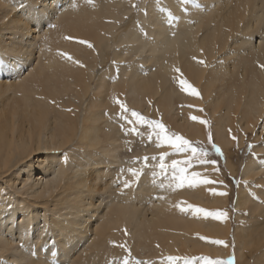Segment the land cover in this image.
Returning <instances> with one entry per match:
<instances>
[{"label":"bare ground","instance_id":"obj_1","mask_svg":"<svg viewBox=\"0 0 264 264\" xmlns=\"http://www.w3.org/2000/svg\"><path fill=\"white\" fill-rule=\"evenodd\" d=\"M86 1L0 0V79L15 75L14 82L7 83L17 85L22 95L26 85L39 83V88H25L24 111L0 119V264H89V259L90 264L116 259L115 264H122L118 259L127 252L115 245L118 233L100 226L104 221L114 230L125 224L135 243L133 250L150 264H170L169 256L195 250L228 259V248L219 250L192 236L205 232L224 239L228 222L221 224L178 209L184 200L189 204L195 200L203 207L224 206L226 195L208 198L201 190L193 193L169 187L148 191L145 173L132 182V189L126 191L129 196L113 191L108 208L103 206L102 189L94 188L101 173L118 168L121 156L127 157L121 145L133 139L130 131L125 134L130 125L115 112L119 104L105 115L102 91L112 90L116 95L121 88L119 100L130 110L144 117L159 111L169 127L202 142L206 127L191 117L202 119L192 106L204 105L214 142L222 150L233 147L229 130L235 134L236 128L250 134V142L256 143L253 152L263 156L264 69L260 65H264V45L259 36L264 33V0H142V11L133 18L134 0H92L91 5ZM41 39L56 46L49 51L50 43L45 45ZM108 60L120 69L99 73L92 87L97 66ZM134 63L139 70L132 69ZM180 79L187 80L200 96L182 91ZM0 101L1 107L4 102ZM83 106L85 113L80 118L77 107ZM102 114L108 121L104 122ZM236 135L240 146L242 133ZM152 144L153 152L168 149ZM72 145L74 155H68L64 163L61 154ZM107 160L109 167L104 163ZM261 177L264 166L250 158L241 170V181L250 187V182ZM168 180L156 181L169 184L170 175ZM248 194L241 185L234 204L236 264H264V227L255 226L260 219L256 221L250 210L243 216L246 225L239 224L240 211L251 201ZM110 207L116 208L114 213ZM158 258L163 261L157 263Z\"/></svg>","mask_w":264,"mask_h":264},{"label":"rangeland","instance_id":"obj_2","mask_svg":"<svg viewBox=\"0 0 264 264\" xmlns=\"http://www.w3.org/2000/svg\"><path fill=\"white\" fill-rule=\"evenodd\" d=\"M141 2H142V0H134L133 9H132V13H131L132 18L134 16H136L137 13H139V12L142 11L141 8H140ZM86 3L88 5H91V3H89L88 1H86ZM142 14L144 16H147L146 13H145V11H143ZM128 19H129V17H126L125 18L126 21H128ZM135 21L136 20H134V22ZM137 27H138V29H140V27L138 25H137ZM141 33H142V37L143 38H146L147 37V32L145 31V29L141 30ZM42 40L43 39H41V41ZM44 40L47 41L46 38H44ZM43 41H42V43L45 44V45L50 43V46L51 47H49L48 45H47L48 47L46 46V49L48 50V48H49V51H51V49H53L56 46V43H54L52 41L51 42L48 41L49 43L48 42L46 43V42H43ZM38 42H39V40H38ZM42 43L40 42V44H42ZM37 52H38L37 50L34 51V53H35L34 54V57L35 58L38 57V55H37L38 53ZM123 62L126 65H128L130 63L129 61H123ZM132 64L133 63H131L129 65H132ZM137 64L138 65H141V62L138 61ZM134 65L135 66H132V69L134 71L140 69L139 66H137L135 63H134ZM119 69H120L119 66H117L113 61H109V60H108V63L106 65H104V66L98 65L97 66V70L94 73L95 74L94 80H92V82H91L92 87L96 85V80H97L96 78H97V75L99 73L103 72L104 70L107 71V72L116 73ZM23 73L26 74L27 72L24 71ZM14 77H15V75H12L11 74V77H9V78L3 77V78L0 79V95H1L0 100H2V102H4L1 105V107H0L1 108L0 109V119L1 120L3 118L2 115L5 117V115L6 116H9V114L11 115V113L12 114L14 113V115H15V113L20 114L21 111H24V110H22V108H24L23 105L25 103L23 99H24L25 96L28 95L27 94L28 91H26L25 88H32V89H34L36 87L39 88V83H36L37 84L36 86L34 85L35 83L31 84V86H30V84H28V85H26L25 88H23V92L24 93L22 95V91H21V89L17 85H10V86H12V87H10L9 84L7 83V82H14V80L12 79ZM107 79H109V75L107 76ZM4 82H6V83H4ZM3 84H7V85H3ZM218 86H219V84H216L215 85V87H218ZM118 92L121 93V88H118L117 89V91H116L117 94L116 95H115V92L112 91V90L111 91H102L103 97L106 98V100L104 101V105H105V108H106L105 109V112H104L105 115H109L113 110L117 109L118 106H117L116 101L119 100V93ZM92 95H93L92 93L89 94V95H87V97H86V102L87 103H90V99H91ZM13 102H14V104H13ZM192 107L194 109L197 108L196 110H198V111H199V109L202 108L203 109V112L200 111V114L203 115V116H201L202 119H207V120L210 121V127L209 128H206V130L203 132V135H204V141L203 142L202 141H199V140H193L190 137L186 136L181 131H179V130L177 131V130L172 129V127H169L167 124H165L161 120V114H159V111L156 113V116H150V117H145V118L146 119H159L161 122H163L166 125L167 129L170 130L171 132L177 133L180 136H182L183 138L188 139L190 142H193L194 145L208 147L209 148V159H215V160H217V164L215 166H213L211 164H209V165H199V164L193 165L189 169V172H191V171H198V172L201 173L202 177L206 175L211 180H214V181H222L223 183H214V184H211V185H203V184H200L199 185L200 187H198L197 185L194 186V187H189V186L186 185L183 188H175V191L176 190L182 191L184 189H187V190H189L191 192L194 191L193 193H198L201 190V193L206 192V194L205 193L204 194L207 195L208 198H217L218 196H219L218 198H224L223 196L220 197V195H214L213 194L214 191L215 192H225V191L227 192V195L225 196V198H226V204L224 206H222V205L221 206H214V208H213V206H211V207H203L202 205H200L198 203H195L196 202L195 200H191L190 204L192 206H194V207H200V208H204L206 210L208 209V211H216V208L218 210L226 211L228 213V219L226 221L219 222V221H217V220H215V219H213L211 217H209V219L214 220V221H217V222H219L221 224H224L225 222H228V224H229V233H228V235L224 239H220V238L214 237L212 235L210 237V235L206 234L205 232L196 233L195 235L193 233L192 236H196L195 238H197V239L199 238L198 240L200 242L202 241L203 244L208 245V246H211L213 248H216V249H219V250H226L228 248L229 250L228 249L226 250L229 253L228 259L231 257L233 259V261H234V264H236L237 263V258H236V254H235V244H234L233 235H232L233 233L232 232H233L234 226L236 225V220H235L236 211L234 210V204H235V201H236V198H237L238 190L241 187V185H242V188H245L246 191L249 192L248 195H250L251 201L249 202V205H247L248 207L246 206L247 209H245L246 208L245 207L244 209H242L243 211L242 210L240 211V214L242 215V218H243L242 219L243 223L241 221V222H239V224L240 225H244L246 223V221H245V218L243 216L246 217L248 215L247 213L252 212V215L254 213L256 215V217H255V215H253V218H255L256 221L260 219L259 220L260 222H257L255 224V226L256 227L258 226L259 227V230H263V227H264L263 225L261 226V224L264 223V207L262 205L261 206L262 208L261 207L258 208L260 206V204H263L264 203V200L262 198V196L264 197V194L263 195L262 194L261 195L258 194L259 191H264L263 190L264 189V182H263L264 181V177H261V178H263L262 180L260 178L258 181H253L252 183L250 182L249 183L250 184V187H248V184L247 183H245V185H244V182L241 181L240 173H241V170H242L244 164L250 158H256V159L260 160L261 164L264 166V163H262V162H264V155L263 156H257L253 152V148L256 145V143L255 142H250V140H249L250 134L249 133L243 132V131H240L239 132V130L235 128L234 130L237 131V132L234 134L233 131H232L231 132V137H232V135H235L237 137V135H236L237 133H242L241 145L240 146L238 145L239 144L238 143V139L237 140H233V147L230 148V150L228 152H225L224 149L223 150L221 149V151L223 152V155L217 157L216 154H215V152H214V150H211L210 149V146L208 145V131L209 130L211 131V120H210V118L208 116V112L205 111L204 105H194ZM77 108L80 111L79 112L80 118H83L84 117V113H85L84 106L82 108L81 107H77ZM18 109H20V110H18ZM115 112L117 114H119V116H120L121 109L118 110V111H115ZM138 113H140V112H138ZM140 114H142V113H140ZM102 117L104 119V122H105V120L108 121V119H109V117H105L103 114H102ZM130 128H131V125H130ZM150 135H151V130L147 126H139L137 132L131 134V138L133 139L132 141L129 140L131 144H129V142H126V143H123L121 145L122 146L121 147L122 148V155L125 154L127 157L124 158V156H121L122 159H121V162L119 163L120 165H118V168H114V170L117 169L116 170L117 173L114 172L113 169H110L108 171L105 170L104 171L105 173L104 172L101 173V176H100L101 179L99 180V182L95 186L94 190H97L98 188H101L102 189V191H101L102 194L101 195H102V197L104 199L103 202H102V203H104V205H103L104 207H106L108 205L107 203L110 201V199H111L110 195L112 193H114L113 191H115V195H121L124 198L126 196H129V194H127L126 191H130L132 189V182H134L135 181V178H137V177H140V178L143 177L145 173H146V175L144 176V178H146V180L144 182V187H148L149 186V190L148 191H160V188H162V190H163V187H161V185H164V189H166V187H168V184L166 182L169 181L168 180V176L170 175V177H171V173H172L171 161L173 159H176V160H179V161H183L184 159H186V155H184V154H179V155L174 154L175 151H173V149L169 148L168 146H167L168 147L167 151L166 150L165 151H162L161 150L159 152H157V151H154L153 152L152 151L153 150L152 148L154 147V145L152 144V142L154 144L156 142H155L154 135L152 136V139H149V136ZM212 139H213V142H214L213 132H212ZM216 144L218 145L217 142H216ZM74 147H75V145L74 146L72 145L70 148H68L66 150V153H63V154H66L67 155L68 159H70V156H68V155H74V154H72V151L74 150ZM146 148H148V152L149 153L146 152ZM165 152L166 153H169L170 152L169 153L170 156L167 155L166 158H165V164L168 167H167V171L166 172L161 173V170L159 169V166H158L157 161L151 160V157L156 156L157 159H158L159 156L161 155V153H165ZM69 153H71V154H69ZM119 154L121 155V152ZM145 156H147L149 158L147 162L144 161V157ZM109 162L110 161H108V160L104 162V163H106L107 167L110 166L109 165ZM125 162H126V164H125ZM228 163H230L231 164V167L234 169V171H235L234 174H231L229 172L230 169H229ZM213 167L218 168L219 171L218 172L217 171H214L213 170ZM130 169H135L137 172H139V175L134 176L132 174V172L130 171ZM89 172L90 171H88V173ZM88 176H89V178L92 177L93 179L95 177V175H93V173L92 174L89 173ZM114 178H115V180H114ZM159 179H163L166 182L165 183H162L160 181H156V180H159ZM126 181L129 184L128 187H125V182ZM149 182L151 184H148ZM255 182H256V184H255ZM259 182H261V183H259ZM90 183L92 184V181ZM155 186H156V189L153 188ZM201 186H205L204 187L205 190H204L203 187H202L203 188V190H202L201 189ZM222 186H223V188H222ZM198 189H199V191H198ZM166 190H163V191H166ZM116 191H117V193H116ZM256 191H258V192H256ZM208 194L210 196H208ZM211 194H212L213 197L211 196ZM135 196H136V194H135ZM136 197H138V195ZM253 201H255L256 203L253 202ZM184 203H185L184 206L182 204L180 205V207L178 208L179 210H180V208H186L188 205H190L189 202H188V200H184ZM186 204H187V206H186ZM250 206H251V208H250ZM218 207H220V208H218ZM106 208H108V206ZM212 208L214 210H212ZM224 208H226V210ZM115 209L116 208H114V207H110L109 208V212H113L114 213V210ZM245 210H247L246 213H245ZM113 213L110 216L113 217V215H114ZM186 213H188L190 215L193 214L191 211H187ZM195 216L201 217V216H203V214L201 213V214L195 215ZM257 216H259V217H257ZM107 217H108V215H105V218L106 219H107ZM258 223L260 224V226H259ZM101 225H103L102 227H104V228L106 227L107 231L113 230L112 232H113L114 235L116 233H118L117 238H119V239L116 240L115 245H119V246L120 245H124L129 250V252L131 253V255L129 256V253L127 252L126 257L131 262H133V264H134V261L135 260L145 261L144 259H140V257H138V255H137V253L133 250L135 243L133 241V238L130 235V232H127L128 227L125 224L121 225L120 227H118V229H115V230H114V228L112 229L110 227V226H112V224L109 225L108 222H105V221L104 222H100V226ZM167 225H169V224H167ZM168 228H170V227H168ZM200 237H205L206 239H204V240L201 239L200 240ZM213 239H220V240H224V241L227 240L226 242L229 244V247H226L225 248L223 245H220V246L214 245L213 246V244L210 243V241L213 240ZM91 240H92V238H91ZM127 246H129V248ZM246 250H248V249H245V251ZM249 250H251V248H249ZM253 250L255 251L254 248H252V251ZM185 253H186L185 251H184V253L182 251V254H177V255L175 254L174 257H178L179 258L177 260V263H180L181 262L179 260H182V259L185 260L186 259L189 262V264H193V263L195 264V262L198 263V264H204V260L201 259V257H206V258L209 257L208 259H214L215 258L216 260H219V259H222L223 260V256H216L214 254H207L205 252L197 251V250H195V252H192V253H189V252L187 254H185ZM179 255H181V256H179ZM183 255H186V256H183ZM125 258L118 259V261H121V263L123 264V261H124ZM225 260H227V259H225ZM162 261H163V259H161V258H158L157 259V263L162 262ZM91 262H92V259H89V262L88 263L90 264ZM116 262H117V259L114 260V261L112 260V261L108 262V264H115Z\"/></svg>","mask_w":264,"mask_h":264},{"label":"snow or ice","instance_id":"obj_3","mask_svg":"<svg viewBox=\"0 0 264 264\" xmlns=\"http://www.w3.org/2000/svg\"><path fill=\"white\" fill-rule=\"evenodd\" d=\"M89 2L91 3L92 0H89ZM182 2L187 3L188 0H182ZM53 27H55V25H53ZM65 39H70V38L65 37ZM252 40L255 43L256 37H253ZM259 42L262 45H264V33H262L259 36ZM78 43L86 44L87 47L90 49L93 48V45L91 43H88L87 41L80 40L78 41ZM60 55L65 56L64 53H60ZM66 59H68L73 63H79L78 61L73 60L72 57L70 56H66ZM198 62L201 64L204 63L203 60H200ZM81 67H83V65H81ZM260 67L264 69V65H260ZM175 71L179 72L180 70L175 69ZM179 85L182 91L196 97L200 96L199 91L195 87H193L187 80L180 79ZM116 103L119 104L121 109L120 112L121 119L127 121V123L131 125L130 129L125 130L126 135L129 133V131L132 133L137 132L139 126H147L151 130V135L149 136V139H152V136L154 135L157 147L167 145L169 148L175 151V154L186 155V159H184L183 161H179L176 159H173L171 161L172 173H171V180L168 184L169 188L175 189V188H183L186 185L189 187H194L199 184L211 185L214 183H223L222 181L211 180L206 175L202 177L201 173L198 171L189 172V169L196 164L199 165L211 164L213 166L217 164V160L209 159L208 147L194 145L193 142H190L188 139H185L179 134L168 130L166 125L163 122H161L159 119H146L142 114L138 113L137 111L130 110L123 101L117 100ZM199 111L203 112V109L201 108L199 109ZM191 119L199 120V123L203 124L206 128L210 127V121L207 119H200L197 116H192ZM229 133L231 134V130H229ZM232 139L237 140V137L235 135H232ZM208 145L210 146L211 150H214L217 157L223 155L221 148L215 142H213L212 132L210 130L208 131ZM61 155L63 162L66 163L68 159L67 155L66 154H61ZM167 155L169 154L165 152V153H161L158 159L156 156L151 157V160L157 161L161 173L167 171L168 166L165 164V158ZM58 159H60V157H58ZM148 159L149 158L147 156L144 157L145 162H147ZM213 170L217 172L219 171V169L215 167H213ZM130 171L134 176L139 175V172H137L135 169H130ZM128 186L129 184L126 181L125 187ZM161 187H164V185H161ZM213 194L225 196L227 195V192L214 191ZM180 211L181 212L191 211L194 215H199L202 213L205 218L211 217L221 222L226 221L228 219V213L222 210L208 211L200 207H194L192 205H188L186 208H180ZM200 238L202 240L206 239L205 237H200ZM210 243L217 246L223 245L224 247H229V244L226 241L220 239H213L210 241ZM21 246L23 247V245ZM120 247L124 248V251L128 252L129 256L131 255L129 250L124 245H120ZM167 259L170 262V264H177V260L179 258L169 256ZM201 259L204 260V264H234V261L231 257L227 260L208 259L206 257H201ZM123 264H132V262L126 257L123 261ZM134 264H150V262L135 260ZM185 264H189V262L185 260Z\"/></svg>","mask_w":264,"mask_h":264}]
</instances>
